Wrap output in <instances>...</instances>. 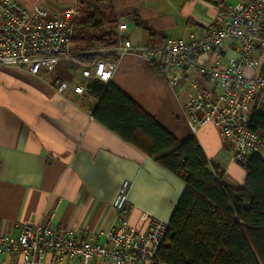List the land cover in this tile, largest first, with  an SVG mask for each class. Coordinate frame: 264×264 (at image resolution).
I'll return each instance as SVG.
<instances>
[{
    "label": "crops",
    "instance_id": "0c3cea01",
    "mask_svg": "<svg viewBox=\"0 0 264 264\" xmlns=\"http://www.w3.org/2000/svg\"><path fill=\"white\" fill-rule=\"evenodd\" d=\"M16 1L42 9L46 18L63 17L76 5V0ZM111 1L118 24L129 27L131 47L117 59L109 83L176 140L193 135L210 168L218 167L228 182L242 184L246 172L227 152L231 141L211 123L197 126L189 121L184 109L186 79L169 87L156 67L140 57L138 48L140 44L159 46L193 29L207 30L213 25L215 4L240 0ZM223 56H235L231 41L224 46ZM68 60L57 64L60 77L66 75L71 84H86L82 69L72 75L59 68ZM54 80L52 75L0 66L1 232L16 237L23 225L36 224L50 212L52 223L71 227L75 238L101 243L115 221L112 203L125 180L130 187L122 216L129 224L143 230L148 222L143 213L168 221L183 182L95 121L91 111L96 99L86 89V97L71 89L59 93ZM256 154L264 157V147ZM20 262L11 252L0 254V264ZM57 264H79V260L64 257Z\"/></svg>",
    "mask_w": 264,
    "mask_h": 264
},
{
    "label": "built area",
    "instance_id": "2783aa9c",
    "mask_svg": "<svg viewBox=\"0 0 264 264\" xmlns=\"http://www.w3.org/2000/svg\"><path fill=\"white\" fill-rule=\"evenodd\" d=\"M75 9L63 17L46 18L38 7L28 8L16 0H0V66L19 67L32 75H52L55 89H71L85 96V82L71 84L60 77L57 64L70 58ZM213 25L193 29L185 36L166 39L161 45L140 44V57L153 64L169 87L186 79L188 97L184 109L193 125L211 123L232 143L227 149L238 163L264 147V133L250 128L253 114L264 115V0L217 3ZM128 26L118 24L115 53L124 55L131 47ZM232 42L234 57L224 58V46ZM116 61L97 60L82 69L86 79L110 80ZM201 82L210 83L208 86ZM130 182H122L112 203L115 221L104 232L101 243L74 237V230L52 223L47 212L36 224H26L16 237L0 230V254L11 252L20 264H57L64 257L79 264H154L168 221L148 216L138 230L122 216ZM1 227V223H0Z\"/></svg>",
    "mask_w": 264,
    "mask_h": 264
},
{
    "label": "trees",
    "instance_id": "16d2710c",
    "mask_svg": "<svg viewBox=\"0 0 264 264\" xmlns=\"http://www.w3.org/2000/svg\"><path fill=\"white\" fill-rule=\"evenodd\" d=\"M74 9L69 60L80 69L97 60L117 61L112 1L76 0ZM85 89L96 99L95 121L184 184L154 264H264V157L248 155L239 163L244 182L230 183L218 167L210 168L193 135L176 140L109 82L87 79ZM250 128L264 133V115L253 114Z\"/></svg>",
    "mask_w": 264,
    "mask_h": 264
},
{
    "label": "rangeland",
    "instance_id": "374dc122",
    "mask_svg": "<svg viewBox=\"0 0 264 264\" xmlns=\"http://www.w3.org/2000/svg\"><path fill=\"white\" fill-rule=\"evenodd\" d=\"M85 47H91V45H89V46L85 45ZM60 67H61L62 71H65L68 74H72V75H76V73L80 70L79 65L74 60H68V62L63 63V65L60 63L59 68ZM65 76L66 75H62V78L67 81ZM67 82H69V81H67ZM69 83H71V82H69Z\"/></svg>",
    "mask_w": 264,
    "mask_h": 264
},
{
    "label": "water",
    "instance_id": "95a60500",
    "mask_svg": "<svg viewBox=\"0 0 264 264\" xmlns=\"http://www.w3.org/2000/svg\"><path fill=\"white\" fill-rule=\"evenodd\" d=\"M107 82H109V80Z\"/></svg>",
    "mask_w": 264,
    "mask_h": 264
}]
</instances>
